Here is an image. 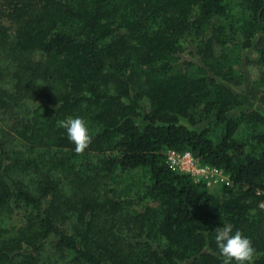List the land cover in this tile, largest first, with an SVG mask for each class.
Returning a JSON list of instances; mask_svg holds the SVG:
<instances>
[{
	"label": "trees",
	"instance_id": "obj_1",
	"mask_svg": "<svg viewBox=\"0 0 264 264\" xmlns=\"http://www.w3.org/2000/svg\"><path fill=\"white\" fill-rule=\"evenodd\" d=\"M250 63L263 86L264 0H0V213L23 211L0 264H222L226 223L264 264V130L236 136L264 126ZM68 117L93 136L83 155ZM168 149L231 184L170 169ZM139 168L140 193L110 186Z\"/></svg>",
	"mask_w": 264,
	"mask_h": 264
},
{
	"label": "rangeland",
	"instance_id": "obj_2",
	"mask_svg": "<svg viewBox=\"0 0 264 264\" xmlns=\"http://www.w3.org/2000/svg\"><path fill=\"white\" fill-rule=\"evenodd\" d=\"M251 58L255 59L256 56L252 55ZM247 70L246 73V81L248 84L245 86L243 85L244 90L243 93H247L248 100L246 101L245 107L255 108L260 111H264V105L260 103L259 98L262 97L264 94V85H260L256 82V79L260 72L262 71L261 66L255 63H250L249 65L245 66ZM252 88V89H251ZM244 95V94H243ZM264 130L263 125H256L251 127L250 125H242L236 132V136L240 139L246 138L250 133L253 131H262ZM221 129L218 128L216 132H214L213 137L216 138V135H219ZM148 181V173L146 169H134V170H127V171H119L115 170L112 174L110 179V186L114 187L115 189L120 190L121 192H127L134 196L135 192L140 193L144 186V183ZM222 186H214L209 188L212 192L216 194H220L219 190ZM22 214L23 211L21 209H14L10 213H0V224L8 229H12L15 226L20 225L22 221Z\"/></svg>",
	"mask_w": 264,
	"mask_h": 264
},
{
	"label": "clouds",
	"instance_id": "obj_3",
	"mask_svg": "<svg viewBox=\"0 0 264 264\" xmlns=\"http://www.w3.org/2000/svg\"><path fill=\"white\" fill-rule=\"evenodd\" d=\"M57 124L66 130L68 139L74 144L75 153L83 155L93 139L86 121L81 117H68L57 121ZM215 243L222 264H255L262 255L252 240L238 229L233 231L230 223L216 229Z\"/></svg>",
	"mask_w": 264,
	"mask_h": 264
},
{
	"label": "built area",
	"instance_id": "obj_4",
	"mask_svg": "<svg viewBox=\"0 0 264 264\" xmlns=\"http://www.w3.org/2000/svg\"><path fill=\"white\" fill-rule=\"evenodd\" d=\"M165 156V163L170 169L189 175L195 182H201L208 188L231 184L229 176L222 169L201 163L189 151L168 149ZM258 207L264 212V201L259 202Z\"/></svg>",
	"mask_w": 264,
	"mask_h": 264
}]
</instances>
